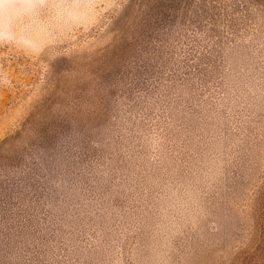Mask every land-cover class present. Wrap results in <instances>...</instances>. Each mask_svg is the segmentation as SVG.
I'll return each instance as SVG.
<instances>
[{
    "label": "rangeland",
    "instance_id": "obj_1",
    "mask_svg": "<svg viewBox=\"0 0 264 264\" xmlns=\"http://www.w3.org/2000/svg\"><path fill=\"white\" fill-rule=\"evenodd\" d=\"M0 264H264V0H0Z\"/></svg>",
    "mask_w": 264,
    "mask_h": 264
}]
</instances>
